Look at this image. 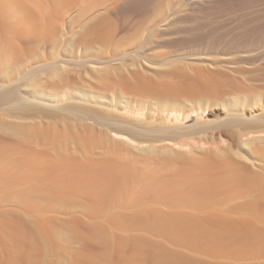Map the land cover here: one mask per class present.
Returning a JSON list of instances; mask_svg holds the SVG:
<instances>
[{
    "label": "rangeland",
    "instance_id": "1",
    "mask_svg": "<svg viewBox=\"0 0 264 264\" xmlns=\"http://www.w3.org/2000/svg\"><path fill=\"white\" fill-rule=\"evenodd\" d=\"M0 1L14 33L0 35V264H264V158L242 142L264 137L245 133L264 112V0L214 13L201 7L210 0H147L136 11L117 0ZM166 105L179 120H162ZM128 118L146 126L139 144L110 130ZM161 120L188 135L153 139ZM106 131L232 163L162 165L176 202L156 188L142 201L130 194L138 170L109 169L93 145ZM185 186L199 203L180 204Z\"/></svg>",
    "mask_w": 264,
    "mask_h": 264
},
{
    "label": "bare ground",
    "instance_id": "2",
    "mask_svg": "<svg viewBox=\"0 0 264 264\" xmlns=\"http://www.w3.org/2000/svg\"><path fill=\"white\" fill-rule=\"evenodd\" d=\"M66 1V0H65ZM68 1V0H67ZM72 1V0H71ZM143 1H147V0H117V6L120 8V9H123V10H128V11H130V10H133V11H136V10H139L141 7H142V2ZM211 2H210V4L209 3H207L206 5H208V6H206L205 4V6L206 7H203V6H201L202 7V10L203 11H205L204 9H206L208 12H213L214 13V11H216V10H218V9H223V8H225V7H227V6H231L232 4H235L236 3V0H210ZM244 1V0H243ZM252 1V0H251ZM51 2H53V0H51L50 1V3ZM245 2V1H244ZM247 2V1H246ZM253 2V1H252ZM63 3V2H62ZM67 3V2H66ZM2 3H1V1H0V5H1ZM5 4H8V3H5ZM10 4V3H9ZM68 4V3H67ZM70 4V3H69ZM202 4V3H201ZM12 5H13V3H12ZM53 5H55V4H52V7H53ZM117 6L115 7V8H117ZM200 7V8H201ZM235 7H236V5H235ZM234 9V8H233ZM201 10V9H200ZM53 12V11H52ZM55 12V11H54ZM125 12V11H124ZM220 12V11H219ZM207 13V12H206ZM3 14H4V12H3V9H1V6H0V35L2 36V38L3 37H6L5 35H11L12 36V34H14L12 31V33L11 34H6V33H8L7 32V29H8V27H9V25H8V27H7V25H6V22H4L3 21V19H2V17H3ZM55 15V17H56V13L54 14ZM54 15H52V16H54ZM58 16V15H57ZM50 24V23H49ZM23 27V26H22ZM19 29H21V27L19 28ZM10 29H8V31H9ZM20 32H21V30H19ZM22 31H24V30H22ZM245 31H247V33H245L243 36H241V37H243L242 39L243 40H245V41H248V40H250V39H254V37L255 36H257L258 35V31L257 30H255L254 28L253 29H247V30H245ZM15 32L17 33V31L15 30ZM15 33V34H16ZM261 33V32H260ZM22 34H24L23 32H22ZM21 34V35H22ZM20 34H19V32H18V35H16V37H15V35H13L15 38H17L18 40H15V41H20L21 43H24L25 41L24 40H26V38L28 37L27 35V33L24 35L25 37H24V39L21 37V36H19ZM6 38H8V36L6 37ZM14 38V39H15ZM5 39V38H4ZM9 39H10V37H9ZM6 40H8V39H6ZM27 42L29 41V40H26ZM9 42H10V40H9ZM26 42V44H28ZM20 43V44H21ZM22 45V44H21ZM23 46H24V44H23ZM25 47V46H24ZM28 47V46H27ZM133 78V77H132ZM143 78H145V79H147L146 81H151V80H149L146 76H143ZM139 79H141L142 81H143V79L142 78H139ZM150 79H151V77H150ZM136 80V79H135ZM129 81V80H128ZM127 81V82H128ZM138 81V80H137ZM140 82V81H139ZM145 82V81H144ZM152 84H154V83H152ZM152 84H150V85H152ZM147 85V84H146ZM149 85V84H148ZM149 85V86H150ZM157 86V85H156ZM158 87V86H157ZM215 87V86H214ZM213 87V88H214ZM163 90V89H162ZM168 91H166L165 93H167ZM164 93V94H165ZM141 105V104H140ZM139 106V105H138ZM180 106V105H179ZM125 107V106H124ZM127 107H129L130 109L131 108H133L134 110H136V109H138V110H143V108L140 106V107H137V106H133V107H131V106H129V105H127ZM176 106H169V107H167V105L164 107V106H162V109L160 110V112H164V111H166L167 112V114L164 116H162V115H159V116H161V118H162V120L164 119V121H166V120H168L169 122H170V117H172L171 116V114L173 113V111H174V109L173 108H175ZM182 108V107H181ZM147 109V108H146ZM177 109V108H176ZM176 109H175V111H174V115H173V120L175 121H177V120H179L180 119V113H179V111H181V110H179V108H178V112H176ZM183 109V108H182ZM137 110V111H138ZM157 111H159V109L157 110ZM193 110H191V112H192ZM153 113H155V112H153ZM152 113V117H153V121L154 122H156L157 121V118L156 117H154V114ZM180 114V115H179ZM185 116V117H184ZM184 116L182 117L181 116V119L183 120L184 118H187L188 117V115H185L184 114ZM121 118V117H120ZM130 118H128L127 120H125V119H123V120H120L121 122L120 123H123V124H120L118 127L116 126H114L115 128H111L110 130L112 131V130H114L115 131V133L116 134H119V135H121V136H123V137H125L126 139H129V140H131V141H133V140H136V141H138V143L137 144H139V141H143L142 139L144 138V136L143 137H140V135H138V134H140L141 133V129L143 128V126H145V124L143 125V124H141L140 123V120H129ZM133 119H135V118H133ZM166 119V120H165ZM161 120V122H158V123H152L153 125H152V129H154L153 131H156L159 135H157L155 138H154V136L156 135V133L155 132H153V134L155 133V135L153 136V139H155V140H157V139H159V140H168V141H172V139H175V138H180V137H182V136H184V134L185 135H188V131L186 132V131H184V129L181 127L180 128V125L178 126V124H174L173 123V125H171L172 123H167V122H164V121H162ZM173 120H171V121H173ZM248 121H245V122H247V128H246V132L245 133H253V132H264V112H262L260 115H256V116H253V117H251V116H248V119H247ZM181 121V120H180ZM74 125V124H73ZM245 126V127H246ZM75 127V125L73 126V128ZM141 127V128H140ZM146 127V126H145ZM244 127V128H245ZM63 128V127H62ZM99 128H101V127H99ZM82 129H84L83 127H82ZM140 129V130H139ZM145 129V128H144ZM181 129L185 132H183V131H181ZM40 130V129H39ZM91 130V129H90ZM109 130V131H110ZM139 130V131H138ZM143 130V129H142ZM146 130V129H145ZM144 130V131H145ZM64 131H66V130H64ZM63 131V132H64ZM78 131V130H77ZM100 131V130H99ZM108 131V132H109ZM147 131V130H146ZM192 131H194V130H192ZM191 131V132H192ZM88 132V131H87ZM138 132H140V133H138ZM151 132V133H152ZM191 132H189V133H191ZM244 132V131H243ZM33 133V132H32ZM43 133V132H42ZM82 133H83V131H82ZM89 133V135H90V133L91 132H88ZM97 133V132H96ZM100 133V132H99ZM145 133V132H144ZM147 133H149V131L147 132ZM38 134V133H37ZM36 134V135H37ZM46 134V133H45ZM45 134H43V135H45ZM64 134H65V132H64ZM76 134V133H75ZM83 134H85L86 135V133H83ZM102 134H103V132H102ZM101 134V135H102ZM105 134H107V131L106 132H104V137H103V135H102V137H101V135H100V137H101V139L99 138V139H97V138H93L92 139V142H94V144L93 145H95L96 147H101L102 149H104V147L106 148V150L107 151H105V152H103V150H102V152H103V154L102 155H104L105 153H107V154H109L110 155V158L108 159L107 157H106V159H108L109 161H107V160H105L107 163H110V164H108L109 166H107V168L109 167V169H111L112 170V168H113V170L116 168L117 170H127V172L129 171L128 169H127V167H129V169L131 170L132 169V171L133 170H138V171H136L138 174V177H135V180H133V189L130 191V194L133 196H131L132 198H137L138 196H141V198L143 197V196H145L146 194L147 195H149L150 194V191H151V188H156V190H157V192L159 193V194H165V192L166 191H168L167 193H166V196H168V197H165L166 199H175L173 202L175 203L176 202V198L174 197V195H172L173 193H172V189H171V194H169L170 192H169V190H166V189H168V188H166V181H167V179L165 178V176H163V175H160V174H158L160 171H158L159 169H161V166L163 165V169H165L164 167H168L166 170L167 171H169L168 169H169V167H173V165L172 164H174L175 163V165L177 166L178 164L176 163V162H182V163H184L185 162V165L187 164H191L192 162H193V165L191 164L190 165V167L191 166H193V168L195 167L196 168V166L197 165H199L200 167H201V164L203 165H206L205 163L207 162V161H205L206 159H207V157H209V159H212V160H214V162H215V159H216V163H219V162H226V161H229V160H231V158L229 159L228 157V155H227V159H229V160H226V156H225V153H224V155H223V153H220V152H218L219 154H222V155H218V153H217V158L216 157H214L213 155H216V152H215V154H211L212 156H207L206 157V155H203V157L202 158H199V157H196V155L198 154V152H197V154H195L194 152H192V151H190V152H192V153H194V156L193 155H188L189 153L188 152H184V153H180L181 151H178L177 150V152L174 150V148H171V149H169V148H167V149H165V147H167L168 145L166 144V145H164V144H162V145H155L154 143H155V141H154V143H147L148 145H144L143 147L142 146H139V147H137V145H135L134 146V144L133 145H130L127 141H125L124 142V140L123 141H121V140H119V141H117V140H115L113 137L111 138V137H108V136H110L109 134H108V136L106 135L105 136ZM150 134V133H149ZM84 135V136H85ZM88 135V137H90ZM190 135V134H189ZM247 135V134H246ZM48 136V135H47ZM58 136V135H57ZM67 136V135H66ZM78 136H81V135H79L78 134ZM83 135H82V138L84 137ZM87 136V135H86ZM146 136V135H145ZM27 137V136H26ZM34 137V136H33ZM150 137V136H149ZM230 137V136H229ZM233 137V136H232ZM249 137V136H248ZM39 138V137H38ZM46 138V137H45ZM67 138V137H66ZM65 138V139H66ZM68 138H69V136H68ZM87 138V137H86ZM151 138V137H150ZM185 138V137H184ZM43 139H44V137H43ZM78 139V138H77ZM97 139V140H96ZM230 139V138H229ZM91 140V139H90ZM90 140H89V142H90ZM94 140V141H93ZM97 142H96V141ZM148 140H150V139H148ZM183 140V139H182ZM62 141H64V139H62ZM80 141V140H79ZM84 141V140H83ZM147 141V140H146ZM180 141V140H179ZM184 141V140H183ZM44 142V141H43ZM85 142V141H84ZM87 143H88V141H86ZM95 142H96V144H95ZM127 142V143H126ZM150 142H152V141H150ZM243 145H244V147H246L248 150H250L251 151V149H253V151L254 150H256V151H258V153H260V154H262L263 155V158H264V137H254V138H247V139H244L243 141ZM62 143V142H61ZM86 143V144H87ZM184 143V142H183ZM67 144V143H66ZM83 144V143H82ZM91 144V143H90ZM140 144H142L141 142H140ZM175 144V143H174ZM56 145V144H55ZM85 145V144H84ZM59 146V145H58ZM79 146V145H78ZM86 146H88V144L86 145ZM85 146V147H86ZM171 146V145H170ZM55 147V146H54ZM90 147V146H89ZM169 147V146H168ZM182 147V146H181ZM57 148H60V147H57ZM88 148V147H87ZM243 148V147H242ZM61 149V148H60ZM86 149V148H85ZM89 149V148H88ZM69 151H70V149H68ZM84 150V149H83ZM91 150V149H90ZM135 150V151H134ZM220 150V149H219ZM67 151V150H66ZM255 152V151H254ZM89 153H91V152H89ZM89 153L88 154H86L87 156L89 155ZM202 153V152H201ZM205 153V152H204ZM213 153V152H212ZM70 154V153H69ZM83 154H85V153H83ZM107 154H105V155H107ZM207 154V153H206ZM91 155H92V153H91ZM101 155V156H102ZM104 155V156H105ZM261 155V156H262ZM71 156V155H70ZM73 156V155H72ZM75 156V155H74ZM206 157V158H205ZM66 158V157H65ZM101 158V157H100ZM184 158H186V159H184ZM205 160H204V159ZM234 158V157H233ZM262 158V159H263ZM99 159V158H98ZM105 159V157L103 158V160ZM183 161H182V160ZM189 160L190 161V163L189 162H187V161H185V160ZM201 159H203V160H201ZM65 160V159H64ZM76 160V159H75ZM103 160H101V161H103ZM180 160V161H179ZM201 162H199V161ZM264 160V159H263ZM80 161H83V159L82 160H80ZM84 161H86V160H84ZM104 161V162H105ZM202 161L204 162V163H202ZM218 161V162H217ZM233 161V160H232ZM75 162V161H74ZM89 162V161H88ZM104 162H102L101 164L100 163H97V165L99 164V165H102ZM196 162H198L197 163V165H196ZM208 162H211V161H208ZM78 163V162H77ZM84 163V162H83ZM96 163V162H95ZM228 163V162H227ZM232 163V162H231ZM230 163V161H229V164L227 165V167L231 164ZM63 164V163H62ZM105 164V163H104ZM104 164L102 165L103 167V169H104ZM181 164V163H180ZM220 164H224V163H220ZM235 164H237L236 162H235ZM70 165V164H69ZM69 165H67V166H69ZM76 165V164H75ZM82 165V164H81ZM84 165V164H83ZM92 165V164H91ZM95 165V164H94ZM112 165H113V167H112ZM138 165V166H137ZM139 165H141V166H139ZM182 165V164H181ZM186 165V166H187ZM195 165V166H194ZM233 165H234V163H233ZM80 166V165H79ZM106 166V165H105ZM183 166V165H182ZM189 166V165H188ZM187 166V167H188ZM224 166V165H223ZM232 166V165H231ZM237 166V165H236ZM82 167V166H81ZM140 167V168H139ZM175 167V166H174ZM199 167V168H200ZM203 167V166H202ZM261 167H262V165H261ZM73 168V167H72ZM177 168V167H176ZM198 168V167H197ZM205 168V167H204ZM226 168V167H225ZM91 169V168H90ZM183 169V168H182ZM98 170H99V168H98ZM116 170V171H117ZM178 170V169H177ZM184 170V169H183ZM115 171V170H114ZM113 171V172H114ZM131 171V172H132ZM107 172V171H106ZM112 172V173H113ZM175 172V171H174ZM181 172V171H180ZM198 172V171H197ZM264 172V171H263ZM109 173H110V171H109ZM125 173V172H124ZM172 174V173H171ZM177 174V173H176ZM195 174V173H194ZM228 174V173H227ZM253 174V173H252ZM257 174V173H256ZM164 175H167V174H164ZM178 175V174H177ZM182 175V174H181ZM129 176V175H128ZM174 176H176L175 174H174ZM198 176V175H197ZM225 176V175H224ZM264 176V175H263ZM131 177V176H130ZM167 177H169V176H167ZM177 178L179 177V176H176ZM255 178H259V181L262 179V178H264V177H259V175H257V177H256V175L254 176ZM122 178V177H121ZM174 178V177H173ZM172 178V179H173ZM230 178V177H229ZM257 178V179H258ZM133 179V178H132ZM169 181H171L172 179H171V177H169ZM180 179H181V177H180ZM184 179H186V178H182L181 180H180V182L182 181H184ZM200 179V178H199ZM224 179V178H223ZM235 179H236V177H235ZM115 180V179H114ZM122 180H123V178H122ZM176 180V179H175ZM198 180V179H197ZM248 180V179H247ZM250 180V179H249ZM263 180V179H262ZM261 180V181H262ZM174 181V180H173ZM186 181H187V179H186ZM229 181H231V180H229ZM236 181V180H235ZM257 180L255 179V182H256ZM122 182V181H121ZM180 182L178 183V182H176V181H174V182H172L171 181V183H178V185H179V187H182V185H180ZM181 182V183H182ZM189 182V181H188ZM200 182V181H199ZM218 182V181H217ZM243 182V181H242ZM248 182V181H247ZM262 182H264V181H262ZM126 183V182H125ZM184 183V182H183ZM182 183V184H183ZM190 183V182H189ZM197 183V182H196ZM224 183V182H223ZM244 183V182H243ZM242 183V184H243ZM254 183V182H253ZM257 183H258V181H257ZM256 183V184H257ZM109 184V183H108ZM202 184V183H201ZM120 185V184H119ZM175 185H177V184H175ZM188 187L191 185V184H186ZM255 185V184H254ZM253 185V186H254ZM110 186V185H109ZM124 186H126V185H124ZM187 186H185V193H183L184 191H183V187L182 188H180V189H182L181 191H182V194H180V195H178V198H180V199H178L179 200V202H180V204H183L184 202H186L187 203V200L189 199V198H191L192 199V197L195 195V199L197 200L198 199V203H199V199L200 198H202L203 196H201V195H199V194H197V193H192L193 191L190 189V188H188ZM258 186V185H257ZM137 187V188H136ZM168 187V186H167ZM170 187V186H169ZM191 187V186H190ZM122 188V187H121ZM129 188V187H128ZM172 188V187H171ZM186 188H188V189H186ZM230 188H232V187H230ZM110 189V188H109ZM124 189V188H123ZM126 189V188H125ZM149 190L148 192L147 191H145V190ZM170 189V188H169ZM203 189V188H202ZM262 189V188H261ZM188 190H189V192H188ZM191 190V191H190ZM208 190V189H207ZM126 191V190H125ZM144 192V193H143ZM155 192V191H154ZM188 192V193H187ZM204 192H206V191H204ZM203 192V193H204ZM211 192V191H210ZM209 192V193H210ZM127 193H129V192H127ZM149 193V194H148ZM176 192L174 191V194H175ZM179 193H181V192H179ZM179 193H176V194H179ZM187 193V194H186ZM208 193V194H209ZM183 194H185V195H183ZM192 194V195H191ZM205 194V193H204ZM206 195L207 197H209V195ZM215 194V193H214ZM146 195V196H147ZM151 195V194H150ZM152 195H154V193L152 194ZM156 196L158 195V194H155ZM172 195V196H171ZM188 195H190V196H188ZM197 195V196H196ZM199 195V196H198ZM211 195V194H210ZM192 196V197H191ZM130 197V198H131ZM174 197V198H173ZM212 197H214V195L212 194L211 195V198ZM126 199L128 198L127 196L125 197ZM129 198V199H130ZM139 199H141L140 197H138ZM149 198V197H148ZM157 198V197H156ZM163 198V197H162ZM204 198H206V197H204ZM129 199H127V201L129 200ZM139 199H137L135 202H137V203H135L136 205L138 204V202H140L139 201ZM191 199L190 200H188L189 202H196L197 203V201L196 200H193V201H191ZM142 200V199H141ZM144 200H145V198H144ZM181 200V201H180ZM183 200V201H182ZM202 200V199H201ZM253 200V199H252ZM143 201V200H142ZM169 201V200H168ZM167 201V202H168ZM132 202V199H130V201H129V204H132L131 203ZM178 202V201H177ZM173 203V204H174ZM185 203V204H186ZM169 204V203H168ZM177 205V204H176ZM179 205V204H178ZM250 206V205H249ZM145 207V206H144ZM152 207V206H151ZM156 208V207H155ZM141 209V208H140ZM144 209V208H143ZM146 209V208H145ZM254 209V208H253ZM142 210V209H141ZM155 210V209H154ZM165 210H167V209H165ZM172 210V209H171ZM176 210V209H175ZM256 210V209H255ZM152 211V210H151ZM169 211V210H168ZM184 211V210H183ZM138 212V211H137ZM141 212V211H140ZM140 212H138V213H140ZM148 212V211H147ZM146 212V213H147ZM177 212V211H176ZM140 214H142V213H140ZM144 215H147V214H144ZM179 215V214H178ZM200 219V218H199ZM246 226V225H245ZM244 226V227H245ZM250 226V225H249ZM253 227V226H252ZM253 229V228H252Z\"/></svg>",
    "mask_w": 264,
    "mask_h": 264
}]
</instances>
